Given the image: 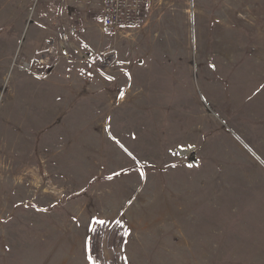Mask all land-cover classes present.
<instances>
[{
	"label": "rangeland",
	"instance_id": "374dc122",
	"mask_svg": "<svg viewBox=\"0 0 264 264\" xmlns=\"http://www.w3.org/2000/svg\"><path fill=\"white\" fill-rule=\"evenodd\" d=\"M3 9L42 34L53 96L43 122L8 119L13 70L36 72L16 51L0 75V264H264V0H152L116 33L102 0Z\"/></svg>",
	"mask_w": 264,
	"mask_h": 264
},
{
	"label": "crops",
	"instance_id": "0c3cea01",
	"mask_svg": "<svg viewBox=\"0 0 264 264\" xmlns=\"http://www.w3.org/2000/svg\"><path fill=\"white\" fill-rule=\"evenodd\" d=\"M2 9V8H1ZM9 16L8 9H3L0 14L6 13ZM28 26V27H27ZM38 26L40 24L38 23ZM45 26V25H43ZM51 29V28H49ZM52 37H56L54 33L48 35L50 40ZM53 38V39H54ZM52 40V39H51ZM44 43L42 34L36 33L31 21L27 23L25 19H10L9 17H4L0 19V75H6L10 73L11 58L19 51L22 57L27 58L31 61L32 69L36 72H27L25 70L16 69L13 70L14 81H18L21 85L17 94H15L16 100L22 109L18 114L11 115L14 113H8V119L11 121L17 120L19 127H28V125H35L40 122H43L48 115H45L41 112L40 106L44 105L47 102L48 112L50 106L49 102L53 96L51 89V79L53 74H45L44 76L39 75V71L36 69L39 67L37 61V55L41 49V45ZM57 64L61 65L60 67L65 66L67 69H71L68 66H74L75 63L72 62H63L59 61ZM66 69V70H67ZM10 75V74H9ZM66 76V73L63 74ZM63 76V78H66ZM68 84H62L61 88L63 93H66ZM10 111V110H9ZM11 112V111H10ZM56 112L61 113L63 110L57 109ZM18 115V117H17Z\"/></svg>",
	"mask_w": 264,
	"mask_h": 264
},
{
	"label": "built area",
	"instance_id": "2783aa9c",
	"mask_svg": "<svg viewBox=\"0 0 264 264\" xmlns=\"http://www.w3.org/2000/svg\"><path fill=\"white\" fill-rule=\"evenodd\" d=\"M151 5L152 0H102L101 27L106 33L137 29L143 25L146 11ZM79 30L80 25L72 22L67 30L60 33L61 46L67 44ZM57 52L58 46H49L46 55L41 56L40 62H48Z\"/></svg>",
	"mask_w": 264,
	"mask_h": 264
},
{
	"label": "snow or ice",
	"instance_id": "6c2138e0",
	"mask_svg": "<svg viewBox=\"0 0 264 264\" xmlns=\"http://www.w3.org/2000/svg\"><path fill=\"white\" fill-rule=\"evenodd\" d=\"M96 222L99 223V224H104L105 223V221H100V220H98Z\"/></svg>",
	"mask_w": 264,
	"mask_h": 264
}]
</instances>
